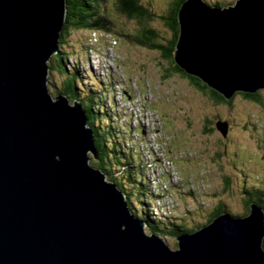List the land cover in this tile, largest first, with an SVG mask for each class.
I'll use <instances>...</instances> for the list:
<instances>
[{
    "label": "water",
    "instance_id": "obj_1",
    "mask_svg": "<svg viewBox=\"0 0 264 264\" xmlns=\"http://www.w3.org/2000/svg\"><path fill=\"white\" fill-rule=\"evenodd\" d=\"M66 5L0 0V264H264L258 205L218 215L172 251L89 165L98 158L82 104L47 87ZM178 21L177 68L226 100L264 90V0H187Z\"/></svg>",
    "mask_w": 264,
    "mask_h": 264
},
{
    "label": "rangeland",
    "instance_id": "obj_2",
    "mask_svg": "<svg viewBox=\"0 0 264 264\" xmlns=\"http://www.w3.org/2000/svg\"><path fill=\"white\" fill-rule=\"evenodd\" d=\"M173 1L140 0L156 16L149 26L165 40L170 32L159 17L168 12ZM206 1L228 7L237 0ZM114 2L105 3L114 29L119 35L123 31L137 33L140 25L120 13ZM119 35L69 32L65 44H59L62 60L54 55L48 61L50 95L55 98L65 89L64 80L69 76L60 74L64 62L65 72H79L77 89L84 86L97 91L101 110L112 107V118L107 117L102 126L108 129L112 147H116L112 128L119 129V144L123 142L132 153L135 166L146 168L145 177L159 198L154 200L139 186V170L135 169L137 184L130 187L134 200L145 199L151 204L149 213L158 220L165 219L163 213L170 210L190 228L204 226L221 205L235 215L246 214L243 187H264V100L258 105L233 96L229 105H217L209 91L203 93L181 75L169 74L170 64L158 52ZM261 96L264 98V92ZM73 100L69 97V104ZM218 121L227 124L226 135L216 128ZM119 144L116 163L123 162ZM129 151H123L127 162H131ZM123 170L125 175L130 173V167ZM165 241L172 251L178 250L176 238L166 237Z\"/></svg>",
    "mask_w": 264,
    "mask_h": 264
},
{
    "label": "trees",
    "instance_id": "obj_3",
    "mask_svg": "<svg viewBox=\"0 0 264 264\" xmlns=\"http://www.w3.org/2000/svg\"><path fill=\"white\" fill-rule=\"evenodd\" d=\"M110 1L111 0H66L67 18L60 34V46L65 44L69 32L88 31L96 33L102 32L110 35H112V33H116L119 35V31H116L114 29V25L109 19L105 7V3H109ZM113 1H115L114 6H117L120 13H122L128 20L135 21L140 25V29L137 31V33H127L123 31V33L119 35L120 37L123 36L130 43L149 49L151 51L158 52L160 56L170 64L169 74L181 75L182 77L188 79L191 86L203 93H205V91H209V96L217 105H229L231 103L230 100H226L217 92L208 88L197 78L186 75L183 71L177 68L173 61V55L180 33L178 15L181 6L187 0H174L168 9V12H166L165 15L159 17L164 22L165 28L170 32V38L168 40L163 39L155 29L149 26L156 18V16L147 7H145L140 2V0ZM211 3V5H219L216 1H213ZM161 41H163L164 43H162ZM60 56L61 55H59L58 59L60 58L59 60L61 61L62 58ZM60 65V71H62L60 74L63 73L64 77L66 75L69 76V78L64 80V91L58 93L63 94L66 97H74V101L76 100L82 104V108L85 111L88 119V125L93 131L98 161H92V166L106 176V181H110L111 183L116 185L117 189L120 190L123 195H125L126 202L132 213L137 218L148 223L149 234L157 235L163 239H165L166 237L177 238L181 235L190 234L195 232V230L198 231L200 228H202L203 226L201 225L190 228L188 222H184L182 219H179L177 217V213H174L176 217L173 216V213L171 211L166 213V215L169 216L168 218L158 220V218L152 216V214L149 213L151 204H149L145 199H139L138 201L134 200L133 190L130 185L137 184L135 178V169L139 170L138 172L142 177L141 182H139V186L145 188L148 194L153 197L154 200H157L156 198H159L158 193L153 194L152 184H150L149 180L145 177L146 168H143L142 164H140L138 167L134 165L132 153L128 148L125 147L123 142L120 144L118 142V138L116 135H118L117 133L120 134V130L117 128H112V131L115 135L114 144H116V147L118 144L120 145L119 151L120 154H122L121 157L123 158L122 163H116L114 154L117 153V149L114 145L112 147L108 140L109 135L107 127L102 126V121L106 120L107 117L112 118L113 113H110L112 107H110L109 109L104 106L103 110H101L99 102L100 97L98 95L99 93L97 91L91 92L84 86L77 89L75 87V84L78 85L79 83H81V79L77 77V75H79V72L77 70H74L72 74H69L68 72H65L64 62H61ZM106 85H110L109 82H107ZM109 90L111 89H108V92H110ZM262 91L263 90L257 91L254 94L236 93L234 96H241L242 98L246 99V101L255 102L258 105H263L264 98L261 96ZM95 98L98 100V103ZM103 102V105H105L106 101L104 100ZM126 142L127 141H124V143ZM123 151L130 152L131 162L126 161V157L123 155ZM119 167L121 168L120 170L118 169ZM125 167H130V173L127 175H125L123 170ZM116 174H121V176L119 177ZM242 194L245 198L244 201L246 204L247 213L243 215H235L231 213L232 215L237 217L247 216L250 213L251 204L258 205L264 211V187L257 188L255 186H244L242 189ZM219 208H221L220 211H213L210 214L206 225L210 224L218 215L224 212H228L222 205Z\"/></svg>",
    "mask_w": 264,
    "mask_h": 264
},
{
    "label": "flooded vegetation",
    "instance_id": "obj_4",
    "mask_svg": "<svg viewBox=\"0 0 264 264\" xmlns=\"http://www.w3.org/2000/svg\"><path fill=\"white\" fill-rule=\"evenodd\" d=\"M57 58H58V56H57ZM262 92H264V91H262ZM249 103H255V102H251V101H248ZM221 210V208H217L215 211H220Z\"/></svg>",
    "mask_w": 264,
    "mask_h": 264
},
{
    "label": "clouds",
    "instance_id": "obj_5",
    "mask_svg": "<svg viewBox=\"0 0 264 264\" xmlns=\"http://www.w3.org/2000/svg\"><path fill=\"white\" fill-rule=\"evenodd\" d=\"M55 56H58L59 57V55H55ZM114 113V112H113ZM165 240V239H164Z\"/></svg>",
    "mask_w": 264,
    "mask_h": 264
},
{
    "label": "bare ground",
    "instance_id": "obj_6",
    "mask_svg": "<svg viewBox=\"0 0 264 264\" xmlns=\"http://www.w3.org/2000/svg\"><path fill=\"white\" fill-rule=\"evenodd\" d=\"M225 7V6H224Z\"/></svg>",
    "mask_w": 264,
    "mask_h": 264
}]
</instances>
